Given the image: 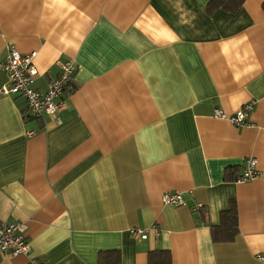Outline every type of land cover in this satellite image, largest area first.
Masks as SVG:
<instances>
[{
    "label": "crops",
    "instance_id": "1",
    "mask_svg": "<svg viewBox=\"0 0 264 264\" xmlns=\"http://www.w3.org/2000/svg\"><path fill=\"white\" fill-rule=\"evenodd\" d=\"M208 2L0 0V62L9 47L34 52L40 92L76 63L64 108L40 118L2 91L0 70V223H24L30 245L0 264H104L111 250L118 264L155 250L171 264H264V0ZM249 102L248 126L212 115ZM248 158L256 175L238 182ZM166 191L186 203L164 204Z\"/></svg>",
    "mask_w": 264,
    "mask_h": 264
},
{
    "label": "built area",
    "instance_id": "2",
    "mask_svg": "<svg viewBox=\"0 0 264 264\" xmlns=\"http://www.w3.org/2000/svg\"><path fill=\"white\" fill-rule=\"evenodd\" d=\"M34 55V52L23 55L15 48L9 47L5 58L0 62V70L7 77V85L2 91L23 97L27 105L26 113L31 118H40L43 115L54 116L59 110L64 108L61 94L71 81L76 63L71 59L61 61L57 76L48 83L44 92H40L34 88V80L37 74L33 65ZM252 107V102L245 103L231 114L215 108L212 115L237 126H248L250 122L247 117ZM28 134H32V131L28 132ZM255 175V161L253 158H248L244 161L235 180L238 182L247 181ZM162 201L164 204L176 206L186 203L183 195L177 191L164 192ZM202 206L201 203L195 202L192 205V210H198ZM149 229L155 233L158 231L156 226H152ZM25 231L26 226L22 222L0 223V254L27 255L30 252V245ZM129 233L134 238L144 239L147 237L148 228L133 227L129 230ZM29 264H39V262L36 258H30Z\"/></svg>",
    "mask_w": 264,
    "mask_h": 264
},
{
    "label": "trees",
    "instance_id": "3",
    "mask_svg": "<svg viewBox=\"0 0 264 264\" xmlns=\"http://www.w3.org/2000/svg\"><path fill=\"white\" fill-rule=\"evenodd\" d=\"M244 0H209L205 7L208 13H212L217 9L225 11H236ZM221 225L225 236L230 237L232 231L236 227V206L232 201L230 208L221 213ZM118 250L99 252V261L104 264H118L119 263ZM147 264H171V256L167 250H155L148 253Z\"/></svg>",
    "mask_w": 264,
    "mask_h": 264
}]
</instances>
